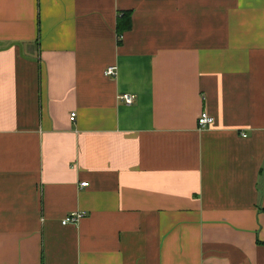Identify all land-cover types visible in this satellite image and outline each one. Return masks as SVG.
Returning a JSON list of instances; mask_svg holds the SVG:
<instances>
[{"label":"crops","instance_id":"0c3cea01","mask_svg":"<svg viewBox=\"0 0 264 264\" xmlns=\"http://www.w3.org/2000/svg\"><path fill=\"white\" fill-rule=\"evenodd\" d=\"M0 264H264V0H0Z\"/></svg>","mask_w":264,"mask_h":264},{"label":"built area","instance_id":"2783aa9c","mask_svg":"<svg viewBox=\"0 0 264 264\" xmlns=\"http://www.w3.org/2000/svg\"><path fill=\"white\" fill-rule=\"evenodd\" d=\"M121 37H119L120 39ZM105 76L107 77H115L116 75V68L115 66L108 67L105 72ZM118 99L123 102L125 105H131L133 103V98L129 94H123L118 97ZM75 118V114L72 113L70 116V120L73 121ZM213 124V118L209 116L205 111H203L197 118V129L198 130H205L209 128ZM87 185L86 182L80 184L81 187H85ZM83 212H72L66 216L61 221L62 225H77L79 221L83 218Z\"/></svg>","mask_w":264,"mask_h":264}]
</instances>
